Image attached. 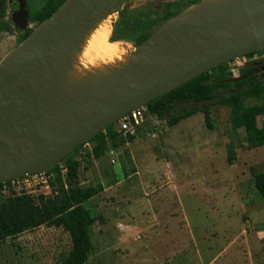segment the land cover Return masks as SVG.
I'll return each mask as SVG.
<instances>
[{"label": "rangeland", "instance_id": "obj_1", "mask_svg": "<svg viewBox=\"0 0 264 264\" xmlns=\"http://www.w3.org/2000/svg\"><path fill=\"white\" fill-rule=\"evenodd\" d=\"M44 1L30 4L37 7ZM17 8L10 0L6 18L13 19ZM212 20L200 24L209 27ZM37 26L29 24L28 29ZM13 29L12 35H0V62L19 46L23 32L14 24ZM247 67L257 69L264 80V55L229 63V79L239 80ZM248 104L261 105L264 100ZM197 107L182 104L177 112ZM211 115L213 130L202 113L175 126L151 116L132 136L133 142L110 149L80 173L74 185L102 187L84 204L97 220L87 264H264V198L252 176L264 170V149L247 150L245 132L233 129L228 107L214 106ZM256 123L261 128L264 115ZM230 143L236 149L232 166ZM91 150L92 145L85 144L79 153L84 156ZM66 176L67 172L61 174L62 180L55 179L47 190L33 188L20 195L39 206L60 201L69 189ZM15 196L19 195L12 190L2 191L0 202ZM71 252L69 233L42 226L1 242L0 264H65Z\"/></svg>", "mask_w": 264, "mask_h": 264}, {"label": "water", "instance_id": "obj_2", "mask_svg": "<svg viewBox=\"0 0 264 264\" xmlns=\"http://www.w3.org/2000/svg\"><path fill=\"white\" fill-rule=\"evenodd\" d=\"M15 1L18 8L12 21L24 32L30 24L27 2ZM123 2L68 0L0 62V184L48 173L78 146L87 144L130 112L147 107L220 66L264 52V0H256L224 11L227 14L209 27L200 23L191 27L211 30L218 35L215 39L145 53L144 60L91 94L61 108L44 102L38 111L25 113L28 96L19 74L26 61L57 45L67 49L92 20ZM148 43L134 49H144ZM11 81L13 91L4 92Z\"/></svg>", "mask_w": 264, "mask_h": 264}, {"label": "trees", "instance_id": "obj_3", "mask_svg": "<svg viewBox=\"0 0 264 264\" xmlns=\"http://www.w3.org/2000/svg\"><path fill=\"white\" fill-rule=\"evenodd\" d=\"M68 0H45L42 5L33 7L27 2V12L30 24L40 25L48 20ZM207 0H148L145 3L125 6L115 17L110 40L124 43L136 48L148 43L158 32L166 28L174 20L181 17L187 10L206 2ZM10 0H0V35L14 33L12 19L6 18ZM32 31H24L17 39L20 45ZM118 37V40L113 38ZM264 55V52L251 54ZM257 69L247 67L239 80L229 79L228 64L206 73L175 91L164 95L148 104L151 116L175 126L182 120L202 113L206 126L213 130L211 108L217 105L230 109V123L234 130L242 128L245 132L247 150L253 151L264 147V124L260 128L256 119L264 115V104L252 106L251 100H264V80L256 72ZM215 76L211 81L212 76ZM182 104H196L197 108L177 112ZM114 126L108 127L87 144L92 150L82 156L79 152L85 145L78 146L68 157L61 161L60 166L48 172L61 181V171L67 170L66 182L68 192L60 201H47L36 205L28 196L9 197L0 202V243L15 238L23 233L33 231L42 226L62 228L69 233L72 240V252L65 264H87L94 249L92 243V227L96 219L84 207L88 201L102 192V187L93 185L76 186L75 180L82 171H88L95 160L106 155L111 150L133 142L132 135H118ZM228 164L234 165L236 149L233 143L228 145ZM63 168V169H62ZM255 189L264 198V170L252 174Z\"/></svg>", "mask_w": 264, "mask_h": 264}, {"label": "bare ground", "instance_id": "obj_4", "mask_svg": "<svg viewBox=\"0 0 264 264\" xmlns=\"http://www.w3.org/2000/svg\"><path fill=\"white\" fill-rule=\"evenodd\" d=\"M147 1L124 0L120 7L107 9L92 20L71 40L67 49L57 45L43 55L27 60L19 74L28 96L24 106L25 113L38 111L44 102L59 108L67 106L127 72L130 67L144 60L145 53L176 49L190 42L203 43L215 39L218 36L215 32L191 30V27L203 21L209 22L229 9L253 4L256 0H208L189 9L141 50L111 41V30L119 11L126 5ZM12 91L11 81L4 88V92Z\"/></svg>", "mask_w": 264, "mask_h": 264}, {"label": "built area", "instance_id": "obj_5", "mask_svg": "<svg viewBox=\"0 0 264 264\" xmlns=\"http://www.w3.org/2000/svg\"><path fill=\"white\" fill-rule=\"evenodd\" d=\"M149 117H151V115L149 114L147 107L134 110L133 112H130L128 115L122 118L115 125L117 128L115 129V133H117L118 135H123L125 137L128 134L133 136L138 129L144 126ZM65 172H67V170L64 168L61 171V174ZM55 178L56 177L54 174L49 173L26 176L0 184V192L12 190L14 192H17L18 195L21 196L20 193L22 194V191H28L33 188L47 190L49 189L50 184L55 180ZM26 194L29 193L27 192Z\"/></svg>", "mask_w": 264, "mask_h": 264}, {"label": "crops", "instance_id": "obj_6", "mask_svg": "<svg viewBox=\"0 0 264 264\" xmlns=\"http://www.w3.org/2000/svg\"><path fill=\"white\" fill-rule=\"evenodd\" d=\"M259 149H264V147H262V148H259ZM256 150H258V149H256ZM255 151V150H254Z\"/></svg>", "mask_w": 264, "mask_h": 264}]
</instances>
